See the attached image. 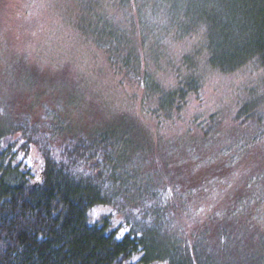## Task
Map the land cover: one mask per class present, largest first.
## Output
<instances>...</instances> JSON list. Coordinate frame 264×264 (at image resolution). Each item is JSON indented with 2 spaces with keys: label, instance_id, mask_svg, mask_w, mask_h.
Instances as JSON below:
<instances>
[{
  "label": "trees",
  "instance_id": "trees-1",
  "mask_svg": "<svg viewBox=\"0 0 264 264\" xmlns=\"http://www.w3.org/2000/svg\"><path fill=\"white\" fill-rule=\"evenodd\" d=\"M69 1L91 16L110 69L164 120L103 112L65 71L41 85L46 74L0 47V264H264V89L187 134L161 132L198 92L195 74L174 87L154 74V53L170 46L158 35L165 3L149 18L138 0ZM211 2L196 54L221 74L264 68V0Z\"/></svg>",
  "mask_w": 264,
  "mask_h": 264
},
{
  "label": "rangeland",
  "instance_id": "rangeland-1",
  "mask_svg": "<svg viewBox=\"0 0 264 264\" xmlns=\"http://www.w3.org/2000/svg\"><path fill=\"white\" fill-rule=\"evenodd\" d=\"M211 1L215 3V0L137 1L138 6L147 10L153 8V2L165 3L157 6L158 9L163 6L165 17L161 21L164 30L158 35L164 36L163 40L170 46L174 41L176 48L168 49L169 46L154 53L155 63L162 61L164 67L161 72H154L157 79H161L165 87H174L187 76L195 74L197 77V94L191 95L182 111L172 112L166 122L167 128L160 129L161 132L176 136L187 134V129L196 127L211 112L221 110L225 116L238 98L256 88L264 89V68L256 62L221 74L208 68L204 52L196 54V44L205 41L213 24L210 18L215 5ZM72 7L69 0H0V47L7 46L9 52L24 57L28 64L46 74L48 77L41 85L55 83L57 87L58 83H64L54 75L65 71V79L76 84L81 94L103 112L106 108H118L135 121L156 127L158 123L155 125L154 118L160 116V120H164V113L135 84L120 80L121 77L110 69L102 52L91 42V16L80 8L74 12ZM151 10L146 12L149 18ZM184 28L190 29L189 35L177 41V34L184 32ZM191 65L194 67L189 68ZM78 103L85 102L78 97ZM73 104V108L79 110L76 101ZM76 113H83L81 116L86 119L83 111Z\"/></svg>",
  "mask_w": 264,
  "mask_h": 264
}]
</instances>
